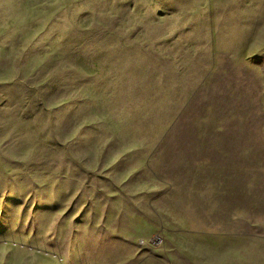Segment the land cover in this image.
Here are the masks:
<instances>
[{
	"label": "rangeland",
	"instance_id": "rangeland-1",
	"mask_svg": "<svg viewBox=\"0 0 264 264\" xmlns=\"http://www.w3.org/2000/svg\"><path fill=\"white\" fill-rule=\"evenodd\" d=\"M0 264H264V0H0Z\"/></svg>",
	"mask_w": 264,
	"mask_h": 264
}]
</instances>
